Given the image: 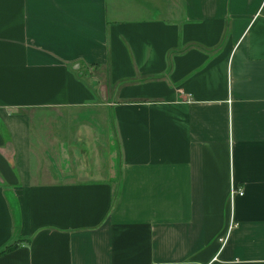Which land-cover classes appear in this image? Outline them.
<instances>
[{
    "label": "crops",
    "instance_id": "1",
    "mask_svg": "<svg viewBox=\"0 0 264 264\" xmlns=\"http://www.w3.org/2000/svg\"><path fill=\"white\" fill-rule=\"evenodd\" d=\"M0 264H264V0H0Z\"/></svg>",
    "mask_w": 264,
    "mask_h": 264
},
{
    "label": "rangeland",
    "instance_id": "2",
    "mask_svg": "<svg viewBox=\"0 0 264 264\" xmlns=\"http://www.w3.org/2000/svg\"><path fill=\"white\" fill-rule=\"evenodd\" d=\"M129 3V2H128ZM98 73H100V74H102L103 72L102 71H98ZM67 113V112H66ZM66 113H64V115L66 116ZM38 114V113H37ZM34 115V114H33ZM59 114L57 113V111L55 112V111H52L51 113H45V114H42V115H35V116H33L32 118H33V120H32V123L34 124V125H37L38 123H39V121H40V123H42L43 121H44V123L42 124L43 125V127H44V124L45 123H47L48 121L49 122H52V121H54L55 119H57ZM35 118V119H34ZM37 119V120H36ZM43 120V121H42ZM43 133V132H42ZM99 151V150H98ZM98 151H96V153H98Z\"/></svg>",
    "mask_w": 264,
    "mask_h": 264
},
{
    "label": "built area",
    "instance_id": "3",
    "mask_svg": "<svg viewBox=\"0 0 264 264\" xmlns=\"http://www.w3.org/2000/svg\"><path fill=\"white\" fill-rule=\"evenodd\" d=\"M234 194L241 195L242 194V189L236 188L235 185L233 183H231L230 189H229V197L232 198V196ZM221 241H222V238H221Z\"/></svg>",
    "mask_w": 264,
    "mask_h": 264
}]
</instances>
